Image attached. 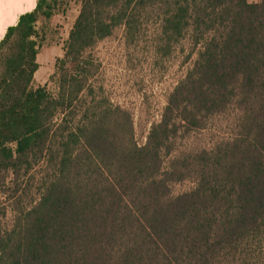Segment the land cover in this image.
Instances as JSON below:
<instances>
[{
  "label": "trees",
  "instance_id": "obj_1",
  "mask_svg": "<svg viewBox=\"0 0 264 264\" xmlns=\"http://www.w3.org/2000/svg\"><path fill=\"white\" fill-rule=\"evenodd\" d=\"M71 1L37 0L0 36V264H264V0H74L53 92L35 74ZM152 15L158 53L188 34L201 48L140 144L90 51L119 27L136 42ZM232 105L233 137L165 163Z\"/></svg>",
  "mask_w": 264,
  "mask_h": 264
},
{
  "label": "rangeland",
  "instance_id": "obj_2",
  "mask_svg": "<svg viewBox=\"0 0 264 264\" xmlns=\"http://www.w3.org/2000/svg\"><path fill=\"white\" fill-rule=\"evenodd\" d=\"M71 2L72 7L68 13L56 15L51 23V31L40 52L41 66L35 75L36 85H47L53 92L57 90L55 81L51 80L55 61L63 54L69 30L79 11V3L74 0ZM143 20V30L136 42L128 44L124 28L119 27L90 51L95 62L99 64V70L93 78L98 93L132 112L135 138L140 144L146 141L151 124L161 118L168 94L193 66L201 48L200 45H194L188 34L169 54L158 53V20L153 15ZM239 118L240 110L232 105L226 112L210 117L203 128L186 132L181 130L175 138V150L165 158V163L182 151L211 149L219 141L233 137ZM170 186L172 193L177 194L193 187L194 181L188 178L172 182ZM1 198L3 196L0 195ZM10 218L9 211L7 220ZM261 244L259 262L264 257V241Z\"/></svg>",
  "mask_w": 264,
  "mask_h": 264
},
{
  "label": "bare ground",
  "instance_id": "obj_3",
  "mask_svg": "<svg viewBox=\"0 0 264 264\" xmlns=\"http://www.w3.org/2000/svg\"><path fill=\"white\" fill-rule=\"evenodd\" d=\"M37 0H0V36L12 22H17L21 13L32 9Z\"/></svg>",
  "mask_w": 264,
  "mask_h": 264
},
{
  "label": "crops",
  "instance_id": "obj_4",
  "mask_svg": "<svg viewBox=\"0 0 264 264\" xmlns=\"http://www.w3.org/2000/svg\"><path fill=\"white\" fill-rule=\"evenodd\" d=\"M41 66V65H40ZM37 73V72H36ZM36 75V74H35Z\"/></svg>",
  "mask_w": 264,
  "mask_h": 264
}]
</instances>
